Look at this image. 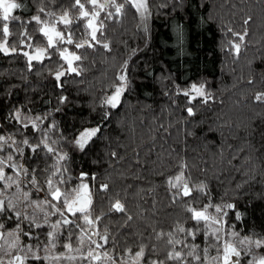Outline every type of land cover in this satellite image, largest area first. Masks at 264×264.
Returning <instances> with one entry per match:
<instances>
[{
  "label": "trees",
  "instance_id": "obj_1",
  "mask_svg": "<svg viewBox=\"0 0 264 264\" xmlns=\"http://www.w3.org/2000/svg\"><path fill=\"white\" fill-rule=\"evenodd\" d=\"M16 3L21 6L12 12L17 19L7 22V37L0 20V43L16 48L0 52V135L11 137L0 155L23 163L28 180L35 176L36 184L27 185L33 196L49 177L69 191L86 174L83 180L93 194L88 212L100 233V250L120 263L131 262L143 248L142 264H215L220 242L208 225L191 218L189 208L231 203L235 207L226 209L225 226L264 240V102L255 99L264 94V0H149L146 26L130 5L117 14L112 0H102L106 7L96 9V23L103 24L98 44L88 36L75 0ZM85 9L95 10L87 3ZM65 12L72 21L67 26L60 23ZM36 15L65 37L72 35L73 44L57 47L81 57L73 62L79 74L55 78L67 69L55 48L29 68L23 53L47 47L40 24L32 20ZM233 33L244 35L243 42ZM85 40L94 46L75 47ZM233 44L241 45L238 54ZM121 74L126 88L120 104L111 108L104 100L121 83ZM193 84L203 85L206 103L197 97L189 104L183 92ZM17 111L23 122L14 119ZM25 117H40L38 127ZM96 127L100 132L81 150L74 143L77 136ZM45 133L54 153L23 144L27 139L38 145ZM179 175L191 189L189 196L169 183ZM117 201L123 211L113 209ZM14 211L0 212L4 229L19 225L24 242L48 241V226L23 222ZM82 215L63 226L58 251L80 244ZM105 235L107 242L100 239ZM258 251L264 255V246ZM176 252L180 259L168 258ZM27 264L48 263L29 258Z\"/></svg>",
  "mask_w": 264,
  "mask_h": 264
},
{
  "label": "snow or ice",
  "instance_id": "obj_2",
  "mask_svg": "<svg viewBox=\"0 0 264 264\" xmlns=\"http://www.w3.org/2000/svg\"><path fill=\"white\" fill-rule=\"evenodd\" d=\"M85 3L91 4L93 6V9H100L103 10L106 7V4H100L98 3V0H85ZM85 3H82L81 0H75V4L73 7H79L80 9V18L81 19H86V24L85 28L88 30V36L90 37L91 41L96 42L97 44L100 43L99 39L97 38V33L101 31L103 28V24L100 23L97 25L96 19L99 17L100 12L99 11H92L89 12L88 10L85 9ZM112 3L115 5L116 13L119 14L121 10L126 6L130 5L131 7L135 8L137 11L141 12V14H145L148 11L149 7V0H125V4H115V0H112ZM21 5L16 3V0H0V20L4 21L3 23V35L7 37L9 35V25L8 21L9 20H15L17 19L16 17L12 16V12L14 9L19 8ZM41 12H43V9H40ZM112 14L109 13V16ZM33 21H36L38 24L42 23L40 20V16L36 15L32 17ZM60 23L64 24L65 26L70 25L72 21L68 18V13L65 12L62 17H60ZM245 24H247V21H245ZM39 31L43 34L44 37L47 38V47L46 48H36L34 49V53H29V52H24L23 55L27 58L28 61V66L29 68L32 67V62L33 61H43L45 56L48 55V50L49 49H56L59 51L60 57L67 63V69L66 70H60L55 73V78L59 81L60 78L67 73H77L78 69L77 67L73 66L74 61H78L81 59L79 55H76L73 52H69L67 48H64L63 50H60L57 45L67 43V44H73V37L72 35H68L65 37V35L57 29L55 24L49 25L47 23H44L43 26L39 29ZM233 35L238 36L239 40L243 42L244 40V35H239L238 33H233ZM246 35V33H245ZM85 45L88 47H93L94 45L89 42V40H85L84 43H76L75 47L76 48H82ZM240 44H233L234 49L236 50L237 54L240 51ZM104 48H108L109 45L107 43L103 44ZM0 52H3L5 55H7L9 52H16V48L12 47L9 48L6 46L5 43H0ZM117 79L121 82L120 84L114 86V91L111 95L107 96L106 99L104 100V104L110 106L111 108H116L120 104V98L121 95L124 93L125 88H126V81L127 77L124 74H121L117 77ZM194 93V95H193ZM183 95L188 98L189 104H191L193 101L197 99V97L204 98V102H207L208 95L203 88V85H200L199 87L196 84H193L190 89L185 90L183 92ZM63 99V98H62ZM257 101L264 102V94H258L255 98ZM188 114L192 115L193 110L191 107L187 109ZM105 118H107V114H105ZM14 119L17 121L23 122L21 120V114L19 111H17L14 115ZM24 119H27L26 117ZM36 120H40V117H36L35 120L29 121L31 123L32 128H37L38 125L36 123ZM25 127H28V124H24ZM100 132V128H89L85 129L84 131L79 133L78 138L75 140V144L81 149H85V146L94 138L97 136V133ZM44 139L40 141L38 145H31L29 144V141L25 139L23 141V144L28 145L30 148H32L33 151H36L37 148H39L41 145L47 150L48 153H54L55 149L48 143L47 140V133L44 134ZM9 140H11V137L5 138L4 136L0 135V148L3 147V145L8 144ZM15 143V141H13ZM52 143H55L53 141ZM18 152L23 153V149H17ZM66 159V154L65 155H59L58 156V161L59 160H64ZM13 161V156L9 154L6 158H0V181H12V177L6 175L5 173V168H8L10 170H17V174H19L18 169H22V165H17L14 163H11ZM35 171V170H33ZM60 169L57 168L56 172L52 173V176H55L57 172H59ZM25 174L27 175V169H24ZM86 174L82 173L81 174V180H83L84 176ZM177 183H172L170 180L169 183L172 185V187H178L179 186V181L182 180V175L177 176L176 178ZM33 185L36 184V179L35 176H33L32 179ZM59 183H64L63 180L59 181ZM7 187V185H5ZM105 188L107 187L106 185L104 186ZM201 189L204 187L203 185L200 186ZM47 188H48V194L51 196L52 201H56L57 203H60L63 205V208L58 207L57 203H51V201L45 200L43 203L48 204L53 211L51 213H46V215H55L59 213V215L62 217V220H57L55 224H52V229L53 231L48 233V237L50 242L55 239V230L58 228V226L63 223L64 225H68L72 223L66 216L65 212L72 214L73 216H76L78 213L83 214V220L84 222L92 226L94 225V221L90 219L88 215V210L89 207L92 203L91 199V194L89 191V186L86 183H81L76 189L73 190L72 193L66 192V191H61L60 187L56 186L54 183L52 177H49L47 180ZM74 193V194H73ZM191 194V189L187 186L185 183L182 195L183 196H189ZM25 199L28 198V193H24ZM11 202H9L10 204ZM33 203H36L33 201ZM208 207L210 206H205L204 209L202 210H197L195 208H189L188 211L191 212L192 216L191 218L195 220L197 223L204 222L206 225L209 227L211 226V223L214 224H220L219 228L212 229L211 234L216 236L217 240L220 239L219 233L223 230V224H221V220L223 217H226L228 215V212L226 209H233L235 205L229 203L223 205L221 207L220 205L215 206V211L217 213H220L221 216L217 218L216 216H210L208 215ZM5 208V202L3 200H0V212H2ZM113 209L115 211H123V205L117 201L113 205ZM17 215H20V213H17ZM239 218V213H237V219ZM97 220L99 217L96 218ZM47 222V221H45ZM211 222V223H210ZM37 227H40V225H36ZM3 225H0V228H2ZM17 228H19V225H17ZM179 231L183 232L185 231L182 227L178 229ZM189 235H194L191 231L188 233ZM12 234L9 233V236ZM25 235H28V233H25ZM94 235H99L98 233H94ZM207 235V233H206ZM231 236H237L238 234L235 232L229 233ZM0 239H5L7 242V239L3 236V234H0ZM84 230H82V234L80 237L81 244L84 243ZM90 241L92 244L96 245V249H99L102 247V245L98 244L96 240H91V237H89ZM100 239L104 240L107 242V237L102 236ZM18 242V237L17 239H14L11 241V243L8 244L9 248H15L17 246ZM172 243V241H170ZM176 243H179V241H176ZM239 245L243 246L245 244H254L255 247L260 248L264 246V240H255L251 241L248 237H244L242 239H239L238 241ZM54 247V245H53ZM65 249L68 250V252H72V246L71 244H65L64 245ZM196 246L193 245V249H195ZM96 249H90L86 256L80 257L81 259H87L89 260V264H95V262H98L102 259L101 254L96 251ZM31 251V249H29ZM76 251H79V249H76ZM205 251H207L205 249ZM189 255H193V253H189ZM241 255L240 250H238L237 246L232 243L231 241H224L223 243V254H222V261L223 264H240L239 259H234V258H239ZM144 256V250L143 248L140 249V251L135 253V256L132 258L133 264H139V261L141 258ZM103 258L107 259L108 261H111V264H116V261L108 255L107 252L103 253ZM169 259H180L181 254L179 252H176L175 254L169 253L168 256ZM193 258L196 260H199V256L193 255ZM28 259L27 256L21 257L19 255L14 256L11 260L8 261V264H24V261ZM32 259L34 260H55V261H60L61 259H66V260H76V256L72 255H58V256H44L40 257L33 253ZM213 259H217L214 257ZM0 264H3V261L0 260ZM122 264H127V261H123ZM151 264H157L156 261H152ZM159 264H163V262H159ZM249 264H253V262H249ZM255 264H264V255L260 256L256 261Z\"/></svg>",
  "mask_w": 264,
  "mask_h": 264
},
{
  "label": "rangeland",
  "instance_id": "obj_3",
  "mask_svg": "<svg viewBox=\"0 0 264 264\" xmlns=\"http://www.w3.org/2000/svg\"><path fill=\"white\" fill-rule=\"evenodd\" d=\"M100 4H103V3H100ZM137 13L139 15L141 25L146 26L148 23V19H149V9L147 13L143 15L139 11H137ZM41 22H42L40 23L41 27L43 26L44 23H47L49 25L53 24V23H49L43 20ZM33 120L34 119L32 118H27V123L31 124L29 121H33ZM6 157L7 156L0 155V158H6ZM11 163L16 164L15 159H13ZM17 165L23 166L22 169H18L19 174H17V170H10L8 168H5L6 175L11 176L13 179L12 181H0V200H3L5 202L6 209L15 210L14 212L16 213V215L17 213H20V215H17L16 218H21V221L23 222L33 221L36 224L38 223V225L48 226L50 228L49 232L53 231L51 227L52 224H55L57 220H62V217L59 215V213L55 215H51V214L46 215V213H51L53 209L48 204L43 203V201L48 200V201H51V203H57V202L51 200V196L48 194L49 190L47 186H44L43 189H39L37 191L38 197L33 196V192H31L32 190L29 189L27 186L32 182V179L28 180L25 177L26 174L24 172V169L26 168L23 163H19ZM175 178L173 179V183H177ZM82 182L86 183L89 186L91 199L93 200L91 185L89 184L87 180L80 181L75 188H72L71 190L66 191V192L72 193L73 190L76 189ZM54 183L56 184V186H58L57 181H54ZM5 185H7V187ZM184 185H185V181L182 178V180L179 181V186L177 188H180L181 191L183 192ZM24 193H28L27 199H25ZM33 201H35L36 203H33ZM9 202L11 203L9 204ZM57 206L63 208V205L60 203H57ZM88 215L90 219H92L89 212H88ZM208 215L216 216L217 218L221 216L220 213H217L215 211V206L208 207ZM65 216L70 221L75 219V217L72 214L67 213V212H65ZM79 224L82 227V230H84L85 239H84L83 244H81V240H80L79 245L75 247L72 246V249H73L72 252H68L67 249L63 251H58L56 249L57 248L56 240L58 239L60 231L64 226L63 223H61L58 226V228L55 230V239L50 242L48 238V241L42 244L33 243V242H24V239L22 238L24 231H23V228L21 229V227H19L18 229H14V228L4 229V227H2L0 228V234H3V236L7 239V242L5 241V239H0V260L3 261V264H8V261L11 260L16 255H19L21 257L27 256L29 259V258H32L33 253H35L36 255L40 257H44V256L52 257V256H58V255L63 254L65 256L67 255L76 256L77 259L76 260L61 259L60 261L47 260V263L48 264H89V260L81 259L80 257L86 256L87 252L90 249H96V245L91 243L89 237H91V240H96V242L100 244L99 239H98L100 233L98 232L95 224L92 226H89L84 222L83 215L79 219ZM221 224H223V230L219 233V236H220V239H219L220 248L219 249L220 250L216 256L217 259L215 261V264H223V261H222L223 243L226 240L234 243L237 246L238 250H240L241 252L240 257L234 258V259H239L240 264H249L250 261L253 262V264H255V261L263 254L258 251V248L255 247L254 244H245L241 246L238 243L239 239H242L248 236L240 235L239 233L234 231L232 228L225 226L223 219L221 220ZM219 227H220V224H214V223H211L210 227L208 226L210 232H212V229L219 228ZM231 232H235L238 235L231 236L229 235V233ZM9 233H11L12 235L9 236ZM94 233H98L99 235H94ZM81 234L82 232L80 233L79 237H81ZM17 237H18L17 246L15 248H9L8 244L11 243L12 240L17 239ZM248 238L251 241L258 240V239H252L250 237ZM29 249H31V251H29ZM76 249H79V251H76ZM96 251L101 254L102 259L98 262H95V264H111V261H108L107 259L103 258V253L107 252L106 250L102 251L99 248V249H96ZM28 259L24 261V264H27ZM116 264H122V263L116 262ZM127 264H133V260L131 262H128ZM139 264H142V263L139 261Z\"/></svg>",
  "mask_w": 264,
  "mask_h": 264
},
{
  "label": "flooded vegetation",
  "instance_id": "obj_4",
  "mask_svg": "<svg viewBox=\"0 0 264 264\" xmlns=\"http://www.w3.org/2000/svg\"><path fill=\"white\" fill-rule=\"evenodd\" d=\"M98 3H101V2L98 0Z\"/></svg>",
  "mask_w": 264,
  "mask_h": 264
}]
</instances>
